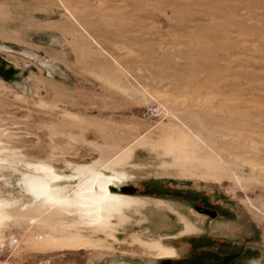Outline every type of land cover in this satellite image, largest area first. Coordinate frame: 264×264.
<instances>
[{
    "label": "rangeland",
    "instance_id": "1",
    "mask_svg": "<svg viewBox=\"0 0 264 264\" xmlns=\"http://www.w3.org/2000/svg\"><path fill=\"white\" fill-rule=\"evenodd\" d=\"M0 264H264V0H0Z\"/></svg>",
    "mask_w": 264,
    "mask_h": 264
},
{
    "label": "bare ground",
    "instance_id": "2",
    "mask_svg": "<svg viewBox=\"0 0 264 264\" xmlns=\"http://www.w3.org/2000/svg\"><path fill=\"white\" fill-rule=\"evenodd\" d=\"M35 170L38 176L25 175L23 177L24 189L34 201L48 200L51 197V191L47 186L49 182H52L54 176L43 166H37ZM85 173L81 172L75 176L79 179L78 184H76L75 201L69 200L67 203H77L81 215L84 214L88 217L96 218L103 209L113 208L112 203L114 201L120 202L129 199V196L124 195L126 193L121 191V187L124 185L131 184L135 187L134 184L120 182L111 175L104 176L102 173L94 171Z\"/></svg>",
    "mask_w": 264,
    "mask_h": 264
},
{
    "label": "water",
    "instance_id": "3",
    "mask_svg": "<svg viewBox=\"0 0 264 264\" xmlns=\"http://www.w3.org/2000/svg\"><path fill=\"white\" fill-rule=\"evenodd\" d=\"M134 189H135V187L131 184L124 185L123 187H121V191L124 193H128V194L133 193L135 191Z\"/></svg>",
    "mask_w": 264,
    "mask_h": 264
}]
</instances>
